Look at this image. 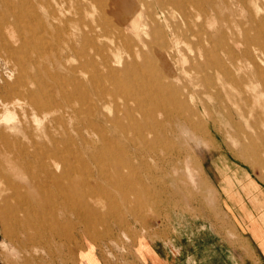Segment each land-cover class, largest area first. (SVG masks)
<instances>
[{
	"label": "rangeland",
	"instance_id": "374dc122",
	"mask_svg": "<svg viewBox=\"0 0 264 264\" xmlns=\"http://www.w3.org/2000/svg\"><path fill=\"white\" fill-rule=\"evenodd\" d=\"M101 1L0 0V264H126L263 155L264 0H132L140 41Z\"/></svg>",
	"mask_w": 264,
	"mask_h": 264
},
{
	"label": "crops",
	"instance_id": "0c3cea01",
	"mask_svg": "<svg viewBox=\"0 0 264 264\" xmlns=\"http://www.w3.org/2000/svg\"><path fill=\"white\" fill-rule=\"evenodd\" d=\"M245 155L207 154V191L170 213L165 235L138 242L126 264H264V162Z\"/></svg>",
	"mask_w": 264,
	"mask_h": 264
},
{
	"label": "bare ground",
	"instance_id": "6f19581e",
	"mask_svg": "<svg viewBox=\"0 0 264 264\" xmlns=\"http://www.w3.org/2000/svg\"><path fill=\"white\" fill-rule=\"evenodd\" d=\"M99 3H100V5L102 7H105V6L108 5V9H109L108 12H107L108 16H110L116 22V24H118V25H120L122 27H125V28L130 29L131 32H133L132 33V36H134L136 38V40L140 41V39H141L140 36H139L140 35L139 34V31L141 33L143 31L145 36H149V33L150 32H148L147 29H144L142 31L140 29L141 28V24H142V26L144 24L143 21H141V18L143 16H145V13L148 14V12L145 11V10H143V9H141V8L136 7L133 4V1L132 0H109L108 3H106V2L105 3L104 2L102 3V1L99 2ZM121 13H123L122 16L119 15ZM144 26H146V25H144ZM131 45L132 44L130 42H128V41L125 42V44H124V46L127 47V48L129 46H131ZM70 49H71V47H70ZM160 63L162 64V67L163 68H166V66H165V64L163 63L162 60H161ZM53 166L55 168L58 167V165H56L55 163H53Z\"/></svg>",
	"mask_w": 264,
	"mask_h": 264
}]
</instances>
